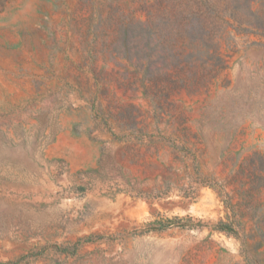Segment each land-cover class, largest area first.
Segmentation results:
<instances>
[{
	"label": "rangeland",
	"instance_id": "1",
	"mask_svg": "<svg viewBox=\"0 0 264 264\" xmlns=\"http://www.w3.org/2000/svg\"><path fill=\"white\" fill-rule=\"evenodd\" d=\"M0 264H264V0H0Z\"/></svg>",
	"mask_w": 264,
	"mask_h": 264
}]
</instances>
